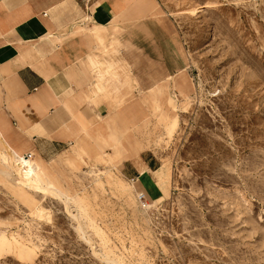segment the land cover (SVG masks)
I'll list each match as a JSON object with an SVG mask.
<instances>
[{"label": "rangeland", "instance_id": "374dc122", "mask_svg": "<svg viewBox=\"0 0 264 264\" xmlns=\"http://www.w3.org/2000/svg\"><path fill=\"white\" fill-rule=\"evenodd\" d=\"M124 9L133 14L105 26L107 49L95 50L110 62V86L88 59L78 76L112 112L140 119L109 133L113 156L64 161L65 181L55 176L82 235L58 198L0 174V237L28 250L4 247L0 264H264V0ZM126 145L154 154L156 196L122 174Z\"/></svg>", "mask_w": 264, "mask_h": 264}, {"label": "crops", "instance_id": "0c3cea01", "mask_svg": "<svg viewBox=\"0 0 264 264\" xmlns=\"http://www.w3.org/2000/svg\"><path fill=\"white\" fill-rule=\"evenodd\" d=\"M125 2L0 0V133L21 153H36L64 181V161L79 167L75 160L94 164L104 153L113 156L109 133L116 124L119 129L140 119L112 112L108 101L91 94L77 69L88 59L95 81L105 86L97 78L112 74L110 63L95 50L107 49L101 35L105 26L133 14L124 9ZM131 147L121 152V172L154 197L160 190L152 175L155 156ZM74 152L79 159H73ZM49 153L56 155L53 163L46 161Z\"/></svg>", "mask_w": 264, "mask_h": 264}, {"label": "bare ground", "instance_id": "6f19581e", "mask_svg": "<svg viewBox=\"0 0 264 264\" xmlns=\"http://www.w3.org/2000/svg\"><path fill=\"white\" fill-rule=\"evenodd\" d=\"M90 35L93 36L92 31H90ZM89 59L91 58L89 57ZM111 77L112 74L108 75V77H104L103 73H101L97 79L99 81L105 80L106 85L110 86L108 83ZM175 126L176 120L173 119L168 125L169 136L172 135ZM0 149L2 150L0 152V174L4 177L15 176V178H13L12 185L19 189L26 188L41 193L43 196L46 195L58 198V200L62 201L66 205L70 217L76 220L77 230L81 235L84 234L82 226L78 221L77 214H72L68 209L67 205L71 198L70 192L57 182L54 173L47 167L46 163L34 152L30 154V157L25 156V154L11 146L6 139H4L1 133ZM11 246L16 248L17 253L28 251L15 237H0V250L4 247L11 248Z\"/></svg>", "mask_w": 264, "mask_h": 264}, {"label": "built area", "instance_id": "2783aa9c", "mask_svg": "<svg viewBox=\"0 0 264 264\" xmlns=\"http://www.w3.org/2000/svg\"><path fill=\"white\" fill-rule=\"evenodd\" d=\"M25 156L30 157V154H26ZM136 200L142 208L148 206L147 197L143 192H139L138 194H136Z\"/></svg>", "mask_w": 264, "mask_h": 264}]
</instances>
